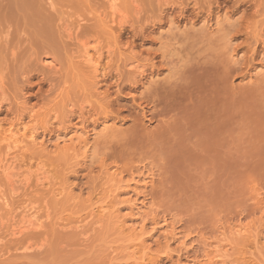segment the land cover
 <instances>
[{
	"label": "rangeland",
	"instance_id": "374dc122",
	"mask_svg": "<svg viewBox=\"0 0 264 264\" xmlns=\"http://www.w3.org/2000/svg\"><path fill=\"white\" fill-rule=\"evenodd\" d=\"M117 5L0 0V264H264V0Z\"/></svg>",
	"mask_w": 264,
	"mask_h": 264
},
{
	"label": "bare ground",
	"instance_id": "6f19581e",
	"mask_svg": "<svg viewBox=\"0 0 264 264\" xmlns=\"http://www.w3.org/2000/svg\"><path fill=\"white\" fill-rule=\"evenodd\" d=\"M117 2H118V0H108V3H109V5H110V10H111V13L109 14L110 15V17H111V19H112V21H110V22H113L114 24H117L116 26L118 27V26H120L121 24H122V21L124 20V19H121V10H120V8L118 9V5H117ZM118 13H119V15H118ZM121 13V14H120ZM118 16V17H117ZM120 18V19H119ZM122 18H124V17H122ZM83 20V19H82ZM81 21V20H80ZM84 21V20H83ZM78 23H80V22H78ZM112 24V23H111ZM123 25V24H122ZM80 26V25H79ZM122 27V26H121ZM68 29V28H67ZM77 29V28H76ZM70 31V33H71V30H69ZM73 31V30H72ZM71 35V34H70ZM68 36V35H67ZM73 36V34L71 35V37ZM74 38H76V37H74ZM74 40V39H73ZM76 40V39H75ZM89 42V41H88ZM83 45H85V46H87L88 45V43L87 44H83ZM90 45V44H89ZM89 45H88V47H89ZM95 46V45H94ZM80 47H82V46H80ZM84 47V46H83ZM87 47V49H86V47H84V49L82 50V52H81V54H83V55H81L82 57L81 58H83V56H84V58H85V62L86 63H88V64H90L91 65V67H93L94 68V73L95 72H97V71H100V69H101V67H100V63H101V61H99L100 59H102V57L103 56H105L104 54L101 56V54L103 53L102 52V50H101V54L99 53L100 51V47H99V52H97L96 50H97V48H96V46L95 47H91L92 49L94 48V49H96L94 52V54H91V48L89 47L88 48ZM108 47V46H107ZM106 47V48H107ZM88 49H90V50H88ZM93 49V50H94ZM109 49H111V48H109ZM83 51H85L84 53H83ZM114 53V52H113ZM106 54V53H105ZM107 54H109L108 52H107ZM112 54V53H111ZM97 56V57H96ZM108 57H110L109 55H107ZM106 56V57H107ZM53 59V58H52ZM51 58H47L46 60H44L43 62H45L46 64H47V66H49V68L51 67V68H54L55 67V64L56 63H54L55 62V60L53 59L52 60ZM109 59V58H108ZM135 59V58H134ZM83 61V60H82ZM136 61V60H135ZM100 62V63H99ZM130 62V61H129ZM108 63V62H107ZM109 64V63H108ZM135 64V63H134ZM93 65V66H92ZM110 65V64H109ZM58 66V65H57ZM60 66V65H59ZM108 66V65H107ZM134 66H136V65H134ZM142 66V65H141ZM137 67H139V66H137ZM136 67V68H137ZM92 68V69H93ZM135 68V69H136ZM104 69V68H103ZM105 69H107V67L105 68ZM132 70V69H131ZM104 72H105V70H104ZM107 72V71H106ZM145 72V71H144ZM96 74V73H95ZM99 74V73H98ZM104 74V73H103ZM136 74V73H135ZM139 75V74H138ZM98 76V75H97ZM73 108V107H72ZM34 117H36V116H34ZM36 121V120H35ZM34 121V122H35ZM30 122V121H29ZM33 122V121H32ZM15 125V124H14ZM22 125V124H21ZM26 125V124H25ZM25 125H22L23 127V129L24 130H22V132L24 131V133H23V135H22V133H21V131H19V128H18V131H14V129H15V127H14V129H13V126L11 125V129H8V131H7V135L5 136V134H4V136H5V138L3 137V139L5 140V141H9V146H8V149L10 150H12V148H14V145H15V148H17L16 146H18L20 143H22L23 144V142L25 141L24 139L25 138H28V139H26V140H29V138H31V139H34V133H36V132H34L33 134H29V135H27L28 133H27V131L26 130H30L29 128H25L24 126ZM17 128V127H16ZM34 129V128H33ZM21 130V129H20ZM35 130V129H34ZM33 131V130H32ZM18 132V134H20L21 133V136H22V138L23 139H21L20 137H17V136H20V135H17L16 133ZM30 132V131H29ZM5 133V132H4ZM32 133V132H31ZM30 139V140H31ZM32 141H34V140H32ZM26 142V141H25ZM29 142V141H28ZM14 144V145H13ZM12 145V146H11ZM30 145V144H29ZM11 146V147H10ZM24 147H25V145H23ZM10 147V148H9ZM19 148V147H18ZM17 150H19L20 151V149H17ZM22 151V150H21ZM9 152H11V151H9ZM13 153H15V152H13ZM12 154V153H11ZM16 154V153H15ZM8 155V154H7ZM6 155V156H7ZM1 157L0 158V173H2L4 176H5V178L8 180V184H10L11 185V187H12V189L13 190H11V191H15L16 189L15 188H13L15 185H16V180H14V179H16V177L18 176H15L16 175V173H14L15 172V170H16V167H15V162H14V159L15 158H8L9 156H10V154H9V156L8 157ZM3 158V159H2ZM17 160V159H16ZM19 163V162H18ZM43 169V168H42ZM28 172V171H27ZM39 173H37L36 175H35V177L37 178V181L39 182V180L41 181V177H43L42 175H44V173L42 172V170L41 171H38ZM40 172H42V173H40ZM24 173H25V171H24ZM35 173V172H34ZM31 175V174H30ZM29 176V175H28ZM19 177H20V175H19ZM30 178H32V176L30 177ZM43 179V178H42ZM31 180V179H30ZM28 178H26L25 180H24V182L27 184L28 183V185H29V181H30ZM45 180V179H44ZM21 181V180H20ZM47 181V180H46ZM22 182V181H21ZM15 184V185H14ZM47 184H49V182H47ZM31 185V184H30ZM42 185V184H41ZM44 185V184H43ZM36 186V185H35ZM22 188V187H21ZM28 188V187H27ZM28 190V189H27ZM2 192V191H1ZM13 193V192H12ZM55 194V193H54ZM2 195H4V196H0V207H1V205H2V207H3V209H4V207L5 206H9V202L7 201L8 200V198H6L5 196V194H2ZM21 195V194H20ZM10 199V198H9ZM3 203V204H2ZM11 205V204H10ZM30 205V204H29ZM31 208V207H30ZM29 208V210H32V209H30ZM3 209H2V211H3ZM22 209V208H21ZM28 209V208H27ZM36 209H37V207H36ZM103 209V208H102ZM105 209V208H104ZM5 210V209H4ZM14 210V209H13ZM20 210V209H19ZM29 210H26V211H29ZM10 211V210H9ZM17 211V210H16ZM15 210H14V212H16ZM23 211V210H22ZM34 211H35V209H34ZM11 212V211H10ZM105 211H103V213H104ZM21 213V212H20ZM20 213H18V215L20 214ZM28 212H24L23 211V213L22 214H20L19 216L17 215V214H15V213H12V214H15L16 216H14L13 218H12V225L10 226V230H8V231H11V236H20V235H22V234H24L25 232H26V234H29V232L27 233V231H32V229H34L33 231H35L36 229L35 228H37V229H39L40 228V226H41V224L42 223H40V225H39V219H38V215L36 214V211L32 214V213H30V211H29V213L27 214ZM101 213V212H100ZM23 214H25V215H23ZM40 214V213H39ZM105 214V213H104ZM103 214V215H104ZM41 215H42V213H41ZM17 217L19 218V219H17ZM43 223H44V221H42ZM9 223V222H8ZM99 223V222H98ZM6 227V226H5ZM39 227V228H38ZM41 229V228H40ZM22 237H23V235H22ZM29 249V248H28Z\"/></svg>",
	"mask_w": 264,
	"mask_h": 264
}]
</instances>
